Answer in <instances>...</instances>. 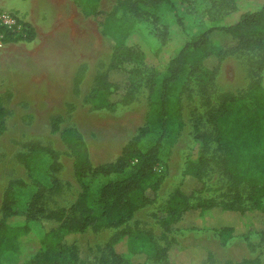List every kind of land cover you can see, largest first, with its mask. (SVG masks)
<instances>
[{
    "label": "rangeland",
    "instance_id": "1",
    "mask_svg": "<svg viewBox=\"0 0 264 264\" xmlns=\"http://www.w3.org/2000/svg\"><path fill=\"white\" fill-rule=\"evenodd\" d=\"M121 1L129 0H101L100 9L111 11ZM173 1L177 13L168 5L148 12V20L140 22L127 40L145 54L133 98L112 107L96 108L87 97L98 86V76L109 68L113 52L110 40L99 30V18L85 16L74 0H0V14L16 16L19 8L26 12L37 32L34 40L0 46V103L5 114V131L0 136V217L2 203L11 187H15L20 213L8 221L24 223L22 212L37 181L57 184L48 194L50 209L69 207L77 200L81 186L74 174L73 155L59 133L52 130L55 119L60 128L73 127L81 133L93 164L114 161L146 122L151 83L158 85L168 73L171 58L185 42L207 26L235 22L244 11L259 9L264 3L235 0L237 11L231 12L226 0ZM177 15L183 18V25ZM213 40L217 45L234 43L231 35L221 31L214 32ZM263 62L261 46L238 50L221 61L214 55L205 59L209 67L218 66L211 87L212 103L218 104L226 94L244 93L257 79L254 72L259 64L263 65L260 78L264 83ZM110 77L113 82H120L125 75L112 72ZM177 93L179 135L157 167L163 182L155 200L117 227L66 235L62 243L75 248L77 264H101L114 251L137 264H227L244 258H260L264 262V213L260 211L239 214L219 207L207 211L192 209L171 231L164 230L162 214L179 189L190 194L194 204L234 200L230 181L216 158H209L203 180L186 175L188 162L202 154L199 135L209 137L210 157H216L215 143L213 129L205 122L208 105L195 82ZM33 145L43 149L33 151ZM88 181L97 192L106 178L89 176ZM243 191L240 204L250 207L251 201L245 198L247 191ZM58 224L45 218L31 222V232L19 243V253L7 255L5 264H26L39 248L42 234ZM222 225L235 229L226 241L220 236ZM140 231L151 233L158 245L168 246L166 261L131 253L129 237Z\"/></svg>",
    "mask_w": 264,
    "mask_h": 264
},
{
    "label": "trees",
    "instance_id": "2",
    "mask_svg": "<svg viewBox=\"0 0 264 264\" xmlns=\"http://www.w3.org/2000/svg\"><path fill=\"white\" fill-rule=\"evenodd\" d=\"M85 16L99 18V30L111 42L112 58L109 68L99 75L98 86L87 100L96 108L112 107L120 102H128L138 88L141 79L140 64L144 52L129 45L127 40L138 24L149 18L152 10L168 5L177 13L173 0H129L121 1L111 11L100 9L101 0H74ZM231 12L237 11L235 0H226ZM15 16V15H14ZM17 25L11 28L0 22V34L4 43L19 40H34L37 32L27 21L16 17ZM179 24H184L177 15ZM20 26V27H19ZM221 31L234 38L232 45L214 44L213 34ZM166 34V33H165ZM254 46L264 48V3L259 9L244 11L239 19L225 25H210L192 35L171 58L168 73L160 82L151 83L149 108L146 122L138 128L122 147L120 155L110 162L95 165L91 161L86 143L81 133L73 127L60 128L59 120L52 123V130L58 132L73 155L74 174L80 183L81 192L69 207L50 209L47 206L48 194L56 189L37 181L22 214L25 222L13 224L8 221L20 213L15 197L16 188L11 187L2 203L0 217V264L10 254L19 253V243L23 236L31 232V222L43 218L53 219L57 227L42 234L39 248L26 260V264H77L74 247L63 244V239L71 233H82L89 229L117 227L131 219L137 210L155 200V193L163 182L157 170L163 157L176 142L181 121L179 119L180 88L189 87L194 81L205 103L208 105L205 122L213 129L216 157H210L209 137L199 135L203 142L202 154L197 160H190L186 175L203 180L209 158H216L220 168L227 175L234 200L229 203L203 201L192 203L191 195L179 189L162 214L164 230L169 232L192 209L201 211L219 207L224 211L245 214L248 211L264 213V83L260 75L263 65L256 66L257 79L240 95L226 94L214 105L211 87L214 84L218 66L209 67L205 59L214 55L217 60L238 50ZM264 64V62H263ZM112 72H122L125 78L120 82L111 80ZM153 80V79H152ZM5 131L4 105L0 103V136ZM33 151L42 150L39 145ZM105 177L106 181L95 192L88 177ZM202 189V188H201ZM245 198L251 206L240 204ZM234 227H219L223 241L234 233ZM132 254H144L154 260L168 259V246L158 245L149 232H136L129 237ZM101 264H137L121 253L112 252ZM227 264H264L260 258H244Z\"/></svg>",
    "mask_w": 264,
    "mask_h": 264
},
{
    "label": "built area",
    "instance_id": "3",
    "mask_svg": "<svg viewBox=\"0 0 264 264\" xmlns=\"http://www.w3.org/2000/svg\"><path fill=\"white\" fill-rule=\"evenodd\" d=\"M0 22L14 28L17 25V20L14 16L10 15L9 13H1L0 14ZM20 27V26H19ZM4 44L3 35L0 34V46Z\"/></svg>",
    "mask_w": 264,
    "mask_h": 264
},
{
    "label": "crops",
    "instance_id": "4",
    "mask_svg": "<svg viewBox=\"0 0 264 264\" xmlns=\"http://www.w3.org/2000/svg\"><path fill=\"white\" fill-rule=\"evenodd\" d=\"M16 17H18L19 19L23 20V21H27V22H30L28 21V17H26L27 15H25L26 12H23L21 11L19 8L16 9ZM25 16V17H23ZM31 23V22H30ZM32 24V23H31ZM35 28V27H34Z\"/></svg>",
    "mask_w": 264,
    "mask_h": 264
}]
</instances>
